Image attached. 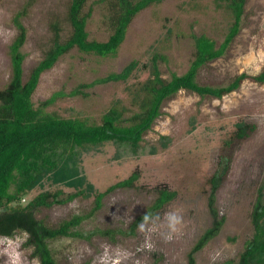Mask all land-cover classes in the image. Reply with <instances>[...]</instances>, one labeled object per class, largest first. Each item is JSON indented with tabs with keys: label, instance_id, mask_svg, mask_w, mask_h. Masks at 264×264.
<instances>
[{
	"label": "rangeland",
	"instance_id": "rangeland-1",
	"mask_svg": "<svg viewBox=\"0 0 264 264\" xmlns=\"http://www.w3.org/2000/svg\"><path fill=\"white\" fill-rule=\"evenodd\" d=\"M110 1L115 0H86L84 11H91L86 25L89 39L108 38L111 28L106 16ZM69 3L70 0H0V89L11 75L9 44L17 33L12 22L16 12L25 11L21 21L26 27V39L21 51L26 54L22 64L26 80L50 44L51 25H60L62 39L70 34ZM231 21L229 10L216 0L154 3L131 20L115 55L102 57L74 47L60 56L40 75L32 100L38 104L62 91L65 95L57 98L48 110L63 116L81 112L99 122L110 106L117 105L126 108V118L138 110L140 87L149 76L147 64L153 50L164 55V60H159L163 78H169L172 72L182 74L194 57L193 35L204 34L219 45ZM132 60L138 61V68L126 80L83 86L120 71ZM263 65L264 0H246L238 33L223 55L198 69L196 79L202 85L221 86L241 72L256 73ZM75 88L78 93L69 94ZM161 110V116L143 135V143L148 146L146 153L117 157L114 144L106 142L81 157L86 179L96 191H104L134 171L139 174L132 186L116 188L103 197L102 206L79 225L85 233L94 228L127 229L147 210L159 188L176 192L156 213L160 219L153 217L149 221L160 224L151 234L154 248L148 250L143 246L145 234L138 227L134 234L116 235L114 239L100 235L89 240L62 237L50 242L60 264H112L117 256L120 264H188V253L214 219L207 200L208 179L217 155L224 140L232 137L237 123L250 121L255 129L233 143L229 172L216 193L218 217L224 218L222 228L193 255L194 264H223L228 259H238L252 235L251 210L257 190L264 183V83L246 79L238 89L221 98L180 89L162 102ZM55 188L74 190L46 180L25 199L38 190ZM93 200L94 192L87 198L41 208L37 216L49 225H57L73 214L88 212ZM172 211L183 217V224L173 239L165 242L160 233L167 231L164 216ZM24 238L22 232L0 238V264H38L37 259L29 258L30 249L21 246Z\"/></svg>",
	"mask_w": 264,
	"mask_h": 264
},
{
	"label": "trees",
	"instance_id": "trees-1",
	"mask_svg": "<svg viewBox=\"0 0 264 264\" xmlns=\"http://www.w3.org/2000/svg\"><path fill=\"white\" fill-rule=\"evenodd\" d=\"M160 1L162 0L110 1L106 18L111 32L106 40L98 41L89 39L86 29L91 15L90 9L84 11L86 0H70L67 10L70 34L62 39L60 25L56 22L51 25L50 44L43 57L31 68L26 80L23 79L22 67L26 54L21 51L26 39V27L21 21L24 9L16 12L12 18L17 33L9 44L11 75L6 86L0 89V238L11 237L16 232L24 233L21 246L30 249L29 258L37 259L38 264H60L50 247V242L55 239L70 237L89 240L93 235L114 239L116 235L134 234L146 212L155 215L176 195L173 190L159 188L147 210L138 215L127 229L94 228L85 233L79 229V225L102 206L103 197L116 188L132 186L139 174L134 171L127 178L109 185L104 191H96L83 171L81 157L84 153L95 150L106 142L114 144L117 157L146 153L148 146L143 143V135L151 128L155 119L161 116L162 102L180 89L200 96L221 98L238 89L246 79L264 83V65L256 73L244 71L235 75L225 85L211 86L197 82L198 69L223 55L238 33L246 1L216 0L232 15L223 40L216 45L214 39L204 34L193 35L194 57L189 67L182 74L172 72L169 78H163L159 70V60H164V55L153 50L147 64L149 76L140 87L142 95L137 101L138 110L128 117H123L126 108L117 105L110 106L101 115L99 122L83 116L81 112L63 116L56 110H48L57 98L65 95L62 91L52 93L38 104L33 102L32 94L40 75L50 69L60 56L74 47L102 57L115 55L136 14ZM137 68L138 61L132 60L120 71L96 78L83 86L124 81ZM78 90L75 88L69 94L75 95ZM254 129L253 122L241 121L237 123L232 137L223 142L215 168L208 179L210 191L207 204L214 219L188 253V264H194V253L222 228L224 218L218 217L216 193L229 172L233 143L248 136ZM46 180L51 184L73 187L74 190L66 192L62 188L41 189L25 199L33 190L42 187ZM92 192L93 206L88 212L73 214L57 225H49L37 216L41 208L64 204L78 197L87 198ZM251 222L252 235L245 241L238 259H228L223 264H264V183L257 190L251 210Z\"/></svg>",
	"mask_w": 264,
	"mask_h": 264
},
{
	"label": "clouds",
	"instance_id": "clouds-1",
	"mask_svg": "<svg viewBox=\"0 0 264 264\" xmlns=\"http://www.w3.org/2000/svg\"><path fill=\"white\" fill-rule=\"evenodd\" d=\"M153 217L160 219L159 214L153 215L152 213H145L142 216L141 222L137 225L138 230L141 233L145 234V240H144V247L148 250H152L154 248V244L151 240V234L153 232H156L158 227H160V224L154 223L150 224L149 221ZM183 224V217L179 215L177 212L172 211L168 212L164 216V226L167 228L166 232L160 233L161 238L167 242L171 241L175 234H177L180 231V227ZM112 264H120L119 256H117L116 259L112 261Z\"/></svg>",
	"mask_w": 264,
	"mask_h": 264
}]
</instances>
